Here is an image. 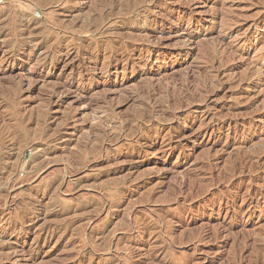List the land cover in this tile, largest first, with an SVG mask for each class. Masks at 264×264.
<instances>
[{"label":"rangeland","instance_id":"1","mask_svg":"<svg viewBox=\"0 0 264 264\" xmlns=\"http://www.w3.org/2000/svg\"><path fill=\"white\" fill-rule=\"evenodd\" d=\"M145 2L0 0V264H264V189L226 177L264 138V0ZM230 88L251 118H214Z\"/></svg>","mask_w":264,"mask_h":264},{"label":"bare ground","instance_id":"2","mask_svg":"<svg viewBox=\"0 0 264 264\" xmlns=\"http://www.w3.org/2000/svg\"><path fill=\"white\" fill-rule=\"evenodd\" d=\"M135 2H138V3H141V4H143L144 2H145V0H135ZM94 3V2H93ZM146 3V2H145ZM117 4V5H116ZM180 5V4H179ZM115 6H119L120 8L122 7L121 6V3H120V0H96V7L97 8H100V7H103L102 9H106L107 8V11L108 10H111V9H113ZM181 6V5H180ZM95 7V8H96ZM120 8H117V9H120ZM182 7H179L178 6V9H181ZM2 9V8H1ZM102 9H99V10H102ZM148 9V8H147ZM97 11V10H96ZM106 11V12H107ZM142 11V10H141ZM102 12V11H101ZM109 12V11H108ZM115 12V11H114ZM143 12H144V10H143ZM149 12V11H148ZM147 12V13H148ZM139 13V12H138ZM142 13V12H141ZM104 14H106V13H104ZM110 14H112V12L110 13ZM114 14V13H113ZM112 14V15H113ZM145 14V13H144ZM2 15V14H1ZM0 15V19H1V16ZM4 15H5V13H4ZM18 15V14H17ZM115 15H117L116 13H115ZM119 15V14H118ZM121 15V14H120ZM139 15H140V13H139ZM160 15V14H159ZM8 16H9V14H8ZM16 16V15H15ZM19 16V15H18ZM104 16V15H103ZM123 16H126V15H123ZM146 16V15H145ZM145 16H143V17H140L139 18V16L138 17H135L134 19H132V21L134 22H129V23H132V24H135V25H140V24H142V25H148V24H150V22H152V21H150V18L147 16V17H145ZM150 16V15H149ZM155 16V15H154ZM7 17V16H6ZM5 17V18H6ZM12 17H14V16H12ZM21 17V16H20ZM19 17V18H20ZM116 17V16H115ZM133 17V16H132ZM157 17V16H156ZM169 17V18H168ZM17 18V17H16ZM23 18V17H22ZM102 15H101V13L99 12V14L97 13V17L96 18H94V24H96V25H99L100 24V22L102 23L103 21H104V19L102 18ZM125 18V17H124ZM127 18V17H126ZM129 18V17H128ZM11 19V18H10ZM14 19V18H13ZM25 19V18H24ZM121 19V18H120ZM5 20V19H4ZM15 20V19H14ZM101 20H103V21H101ZM125 20V19H124ZM10 21V20H9ZM122 21V20H121ZM156 21V23H157V27L156 28H153V29H151L150 31V33H149V35H152V36H157V33H159L160 32V29L162 30L163 29V26L165 25V24H167L168 26H171V25H174V24H180L181 22H183L182 21V19L181 18H178V19H175V21L173 22V20H172V17H170V16H167V13H165L164 15L162 14V15H160L158 18H156L155 20H154V22ZM19 22V21H18ZM105 22V21H104ZM0 24H1V21H0ZM120 24H122V23H120ZM95 25V26H96ZM123 25V24H122ZM136 26V27H137ZM141 26V25H140ZM89 27V26H88ZM120 28H122V27H120ZM114 29V28H113ZM117 29V28H116ZM119 29V28H118ZM96 30H97V26H96ZM96 30H95V32H96ZM124 31V30H123ZM128 31V30H127ZM8 32V31H7ZM28 32V31H27ZM92 32V31H91ZM90 32V33H91ZM115 32V31H114ZM113 32V33H114ZM1 33V32H0ZM112 33V32H111ZM92 34H93V32H92ZM5 35H7L6 33H5ZM4 35V36H5ZM45 35V34H44ZM111 35V34H110ZM109 35V36H110ZM146 35V34H145ZM145 35H143V36H145ZM3 36V35H2ZM56 37H58L57 35H55ZM108 36V37H109ZM113 37L112 38H110V39H106V40H104V41H106L104 44H105V49L104 50H106V51H108L109 53H113V54H115L116 52H121L122 54L123 53H125V49L128 47V46H131V45H137V44H139V41L138 40H136L137 38H135V36H133L132 34H130V33H127V34H123L122 32H117V33H114V35H112ZM29 37V36H28ZM40 37V36H39ZM45 37V36H44ZM50 37V36H49ZM147 37V36H146ZM150 37V36H149ZM150 38H152V37H150ZM45 39V38H44ZM157 38H153V40L155 41ZM99 40V39H98ZM151 40V39H150ZM149 40V41H150ZM33 40H28V41H25L24 42V46L25 45H28V44H30L31 42H32ZM37 42H38V40H36ZM154 41H153V44L151 45L152 47L154 46L155 48H156V43L154 44ZM157 41V40H156ZM159 41V40H158ZM50 42V41H49ZM90 42V41H89ZM100 42V41H99ZM99 42H96V41H94V44L96 45V44H98ZM103 42V41H102ZM152 42V41H151ZM160 42V41H159ZM40 43V42H39ZM44 43V42H43ZM148 43V42H147ZM147 43H146V45H147ZM32 44V43H31ZM30 44V45H31ZM35 44V43H34ZM37 44V43H36ZM42 44V43H41ZM51 44V43H50ZM141 44H142V41H141ZM149 44V43H148ZM160 44V43H159ZM3 45V44H2ZM91 45V44H90ZM94 45V46H95ZM143 45V44H142ZM142 45H141V47H142ZM76 46V45H75ZM93 46V47H94ZM97 46V45H96ZM101 46V45H100ZM150 46V45H149ZM37 47V46H36ZM46 48H47V45H46ZM45 48V49H46ZM50 48V47H49ZM145 48V47H144ZM148 48V47H147ZM51 50V49H50ZM149 50V49H148ZM106 51H103V52H106ZM50 52V51H49ZM45 53V52H44ZM52 53V52H51ZM49 54V53H48ZM62 54V53H61ZM46 55V54H45ZM52 55V54H51ZM63 55V54H62ZM110 55V54H109ZM127 55V54H126ZM13 56V55H12ZM12 56H9V58H8V60H10V59H12ZM50 56V55H49ZM48 56V57H49ZM65 56V55H64ZM75 56V55H74ZM76 57V56H75ZM75 57H74V60H75ZM127 57V59L129 58L128 56H126ZM65 58H67V57H65ZM92 58V57H91ZM96 58V55H93V59H95ZM11 61V60H10ZM73 61V60H72ZM81 59H79V60H77V62L76 63H73L72 65H71V69L72 70H76V68H80L81 67ZM143 62V61H142ZM69 63V62H68ZM139 64V63H138ZM99 65H100V63H99V60H96L95 61V63H93V65H92V69H90L91 71L92 70H98V68H99ZM108 68H109V66L107 67L106 65H104L103 64V66H102V68L100 69V71H102L103 73H105V72H107V70H108ZM70 69V68H69ZM118 70V69H117ZM89 70H87V72H88ZM109 71V70H108ZM213 77V76H212ZM211 77V78H212ZM214 77H216V76H214ZM213 79V78H212ZM212 79H211V81H212ZM244 80V79H243ZM184 81V80H183ZM186 81V80H185ZM206 81V80H205ZM218 81V80H217ZM221 81V80H220ZM246 81V80H245ZM210 83V82H209ZM88 84V83H87ZM213 84V83H212ZM212 84H210L211 86H212ZM220 84V83H219ZM90 85V84H89ZM214 85V84H213ZM202 86H204V87H206L207 85H202ZM215 86H217L218 88H219V85H215ZM231 86V85H230ZM233 86V85H232ZM231 86V87H232ZM237 86H238V84H237ZM236 86V87H237ZM240 86V85H239ZM214 87V86H213ZM222 87V86H221ZM235 87V88H236ZM56 88V87H55ZM202 88V87H201ZM210 88V87H209ZM208 88V89H209ZM218 88H216V89H218ZM234 88V87H233ZM202 89H204V88H202ZM205 89H207V88H205ZM207 89V90H208ZM215 89V88H214ZM213 88L211 89L212 91L211 92H213V90H214ZM59 90V89H58ZM219 90V89H218ZM229 90V89H228ZM235 90V89H234ZM236 90H237V88H236ZM201 91V90H200ZM199 91V92H200ZM241 91V90H240ZM204 92V91H203ZM214 92H215V90H214ZM229 92V91H228ZM206 93H208L207 91H206ZM238 93H240L239 91L237 92V93H235V91L234 92H232V88H230V93H229V95L228 96H226V98L225 99H229V101H230V103H228V105H229V107H227V108H224V110H222L223 112H221L220 114H218V112L216 113L217 115L214 117V118H217L218 120L219 119H223V120H238L237 118L238 117H240V118H251L252 117V115L253 114H250V112H249V107H247V106H245V107H243L242 106V108H240L239 110H235V111H233V109L230 107V105H232V106H234V107H236V106H241V102H240V98H242L241 96H240V98L237 96V94ZM192 94V93H191ZM191 94H189L188 93V95H190L191 96ZM200 94V93H199ZM204 94V93H203ZM242 94V93H241ZM152 95V94H151ZM250 95V94H249ZM183 96H185V95H183ZM194 96V95H193ZM202 96V95H201ZM205 96V95H204ZM197 97H199V95L197 96ZM196 97V98H197ZM56 98V97H55ZM186 98H188V97H186ZM200 98V97H199ZM202 98H204V97H202ZM201 98V101L203 100ZM247 98H249V97H247ZM182 99V98H181ZM206 99V98H205ZM204 99V100H205ZM223 99H224V97H223ZM147 100V99H146ZM173 101L175 100V99H172ZM190 100L191 99H189V101H188V99L186 100L185 99V101H186V103H187V101L190 103V105H191V103L193 102H190ZM193 100V99H192ZM215 100V99H214ZM244 100V99H243ZM253 100V99H252ZM148 101V100H147ZM166 101V100H165ZM195 101V100H194ZM196 101H197V99H196ZM200 101V100H199ZM217 101V100H216ZM248 101V100H247ZM249 101H250V99H249ZM248 101V102H249ZM255 101V100H254ZM57 102V101H56ZM171 102V101H170ZM182 102V101H181ZM184 102V101H183ZM204 102V101H203ZM203 102H201L202 104H203ZM248 102H246V104H248ZM262 102H264L263 100H262ZM195 103V102H194ZM193 103V104H194ZM199 103V102H198ZM205 103V102H204ZM57 104V103H56ZM149 104V103H148ZM163 104V103H162ZM166 104V103H165ZM171 104V103H170ZM176 104H177V102H176ZM179 104V103H178ZM245 104V103H244ZM254 104V103H253ZM264 104V103H263ZM263 104H260V105H262L263 106ZM174 106H175V104H173ZM172 104H171V106L170 107H172L173 106ZM160 106V105H159ZM158 106V107H159ZM207 106V105H206ZM226 106V105H225ZM254 106V105H253ZM177 105H176V109H177ZM179 107H180V105H179ZM182 107V106H181ZM180 107V108H181ZM257 107H260L259 105H257ZM256 107V108H257ZM149 108H150V106H149ZM162 108V107H161ZM251 108V107H250ZM255 107L253 108V109H256ZM263 108V107H262ZM164 109V108H163ZM166 110H167V108H165ZM170 109V108H169ZM218 110H219V108H217ZM252 109V110H253ZM143 109H141V111H142ZM145 110V109H144ZM165 110V111H166ZM258 110H260V109H258ZM262 110V109H261ZM138 111H140V110H138ZM137 111V112H138ZM159 111H160V109H159ZM174 110H172V112H173ZM251 111V110H250ZM263 111V110H262ZM257 112V111H256ZM136 113V112H135ZM149 113H150V111H149ZM158 113V112H157ZM176 113V112H175ZM251 113H254V111H251ZM142 114V113H141ZM148 114V113H147ZM164 114V113H163ZM170 113H168L167 114V116L169 115ZM172 114V113H171ZM255 114V113H254ZM258 114V113H257ZM139 115V114H138ZM215 115V114H214ZM256 115V114H255ZM147 116V115H146ZM164 116V115H163ZM165 117V116H164ZM168 117H169V119H168ZM167 117V119L168 120H170L171 118V115H169ZM174 117V116H173ZM99 118V117H98ZM109 118V117H108ZM143 118H145L146 119V117H145V114H143V115H140V116H138V118H137V120L138 119H142L143 120ZM150 119H152V118H150ZM150 119H149V121H150ZM221 119V120H222ZM257 119V118H256ZM107 120V119H106ZM133 120V119H132ZM141 120V121H142ZM244 120V119H243ZM243 120H242V122H243ZM264 120V119H263ZM99 121H101V119L99 120ZM104 121V120H103ZM246 121V120H245ZM106 122V121H105ZM108 122V121H107ZM130 122V121H129ZM148 122V121H147ZM151 122V121H150ZM165 122V121H164ZM236 122V121H235ZM149 123V122H148ZM250 123V122H249ZM129 124V123H128ZM133 124V123H132ZM145 124V123H144ZM143 124V125H144ZM235 124V123H234ZM117 125V124H116ZM115 125V126H116ZM131 125V124H130ZM129 125V128H131L130 130L131 131H133V130H136L138 127H136V126H134V127H131ZM134 125V124H133ZM146 125V124H145ZM122 126V125H121ZM142 126V125H141ZM258 126V123H250V124H244L242 127H240L241 128V130H242V132L243 133H245L246 131H251L252 129H255V127H257ZM261 126V125H260ZM117 127V126H116ZM120 127V126H119ZM238 127V126H237ZM98 128V127H97ZM115 128V127H114ZM118 128V127H117ZM122 128V127H121ZM133 128H135V129H133ZM125 129V128H124ZM145 129V128H144ZM102 130V129H101ZM110 130V129H109ZM117 130V129H116ZM129 130V131H130ZM137 130H139V128L137 129ZM96 131V130H95ZM98 131V130H97ZM124 131V130H123ZM99 132V131H98ZM115 132V131H114ZM117 132H118V130H117ZM254 132V131H253ZM100 133V132H99ZM128 133V132H127ZM133 133V132H132ZM98 134V133H97ZM129 134V133H128ZM98 135H100V134H98ZM107 135V134H106ZM131 135H133V134H131ZM130 135V136H131ZM109 136V135H108ZM238 136H240V134L238 135ZM246 136V135H245ZM132 137V136H131ZM243 137V136H242ZM259 137V136H258ZM96 138V137H95ZM107 139H108V137H107ZM131 139V138H130ZM250 139V138H249ZM252 140V139H251ZM241 141H243V140H241ZM255 141V140H254ZM234 142V141H233ZM250 142V141H249ZM235 143V142H234ZM257 143V145H255V146H258L257 148H256V151L255 152H249V153H246L245 152V154H243V152L241 153L242 155H239V153H238V150H236L237 151V156L239 157L237 160H239L238 162L240 163V165H241V168H240V170H238V165L237 166H235V165H232V166H230V171L228 172L227 171V169L225 170V171H227V179H228V183H229V186H233L234 184H242V182L246 179L247 181H248V183H249V188H251V186L253 185V186H255V185H257V186H255L256 187V189L255 190H248V188H247V190L245 191V194H243V196H242V201L243 202H246L247 204H252L253 203V201L255 200V199H257L256 197V195H259V193L258 192H256V191H260V193H261V190L262 189H264V167H262V165L259 163V156L261 157V153L264 151V138L263 137H259V139H258V142H256ZM145 144V143H144ZM248 144V143H247ZM231 145V144H230ZM234 145V144H233ZM143 146V145H142ZM240 146H242V145H240ZM246 147V146H245ZM244 147V148H245ZM249 147H251V146H249ZM233 148V147H232ZM235 148H236V146H235ZM239 147H237V149H238ZM258 148H259V150H258ZM247 149V148H246ZM240 150V149H239ZM247 151V150H246ZM251 151V150H250ZM257 153H258V157L256 156L257 155ZM237 158V157H236ZM236 160V159H235ZM230 161V160H229ZM228 161V162H229ZM233 161V160H232ZM231 161V162H232ZM235 163V162H234ZM236 163H237V161H236ZM228 165V164H227ZM229 165H231V164H229ZM239 165V166H240ZM229 167V166H228ZM238 167V168H237ZM244 169H247V170H249V172L248 173H243V171H245ZM224 172V171H223ZM225 173V172H224ZM235 173H236V175H238V178L234 181V182H231V179H233L234 177H235ZM238 173V174H237ZM223 174V173H222ZM244 174V175H243ZM225 176V175H224ZM237 177V176H236ZM235 177V178H236ZM244 177V178H243ZM201 178H202V176H201ZM200 178V179H201ZM203 178H204V176H203ZM206 178V177H205ZM223 179V178H222ZM221 179V180H222ZM227 179H225V181L227 180ZM219 180V179H218ZM211 181V180H210ZM254 181H258V182H254ZM254 189V188H253ZM205 192H206V190H205ZM261 195V194H260ZM242 202V203H243ZM234 205V204H233ZM233 209V208H232ZM234 210H235V208H234ZM233 211V210H232ZM233 213V212H232ZM231 213V214H232ZM239 214V213H238ZM262 226V228H261V231L262 230H264L263 228H264V224L263 225H261ZM260 226V227H261ZM259 228V227H258ZM254 229V228H253ZM260 229V228H259ZM262 233V232H261ZM262 234H264V233H262ZM259 237L261 238V237H263V236H261L260 234H259ZM264 242V241H263ZM260 243H261V241H260ZM263 245V244H262ZM261 245V246H262ZM260 246V247H261ZM258 247V246H257ZM259 247V250H261V251H264V247H262V248H260ZM254 249V248H253Z\"/></svg>","mask_w":264,"mask_h":264}]
</instances>
